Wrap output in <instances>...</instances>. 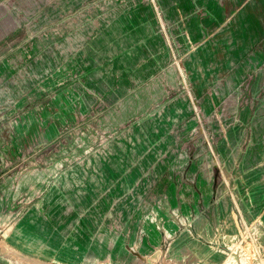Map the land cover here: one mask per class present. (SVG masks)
I'll use <instances>...</instances> for the list:
<instances>
[{
  "label": "rangeland",
  "instance_id": "obj_1",
  "mask_svg": "<svg viewBox=\"0 0 264 264\" xmlns=\"http://www.w3.org/2000/svg\"><path fill=\"white\" fill-rule=\"evenodd\" d=\"M263 52L264 0H0V264H112L117 240L143 264L225 261L221 215L197 210L232 193L258 236Z\"/></svg>",
  "mask_w": 264,
  "mask_h": 264
},
{
  "label": "crops",
  "instance_id": "obj_2",
  "mask_svg": "<svg viewBox=\"0 0 264 264\" xmlns=\"http://www.w3.org/2000/svg\"><path fill=\"white\" fill-rule=\"evenodd\" d=\"M263 76L264 75L259 77L258 84H260L261 81L263 80ZM260 92H261V89L259 88L258 94ZM209 192H211V190ZM226 199L227 198L223 197V200H222V198L218 197V198L213 200L212 196L208 197V198L204 197L203 200H204V202H207V205H206V209L205 210L204 209H201L200 211L197 210L198 211L197 213L198 214L200 213L199 217H198L199 219H197L198 220V225L205 222V220H206V216L205 215H206V213L209 212V209H211V213H212L213 219L214 218H218L219 215H221V217H219L220 219L215 223V228L214 229H216L217 233H218V230H220V229H221V231L224 232V234L226 233L225 231H227V230L225 228L228 227V223H227L226 219H223L222 217H230L231 213L234 214L235 219H237V220L241 217L247 223L256 221L255 220V219H257L256 217L255 218L254 217L253 218L249 217L248 211H247V208H246L247 206H246V204H244V200L242 201L239 197H236L233 193L231 195L230 200L228 199V201H227ZM185 204L191 205V206H193L195 208L196 205H199V201H196V199L193 200V198H190L189 200H186ZM260 204L256 203V205H254V207L263 206L262 205L263 202L262 203L260 202ZM142 205H143V207H147V208L149 207L150 208L149 202L143 203ZM172 209L179 210V209H181V206H180L179 203H177V201H173V202L166 201L165 215H168L169 214L168 212H170ZM261 209L262 208H260L259 210H261ZM122 218H124V219H122ZM87 221L90 223V222L93 221V219H90V217H89L87 220L85 219V222H87ZM98 222L99 223H108L106 226L110 227L111 230L109 232L107 231V235L106 236L110 237L112 235H115V237H117V239L123 238L124 235H122V234L125 231L124 227L127 226V225H129L130 228H133V231H134V233L136 235H137V232L139 230L138 228H140L139 227V223H137V222L133 223L132 222L131 216L127 217V216H123L122 215L120 217H110V216H107V215H105V216L102 215V217L98 219ZM113 222L117 223V226L120 223L122 225L118 226V229L115 230ZM193 223H194V220H193ZM194 225L195 224H193V226ZM88 226L90 227V225H88ZM151 230H153V229H151ZM169 232H171V233L174 232V234L178 233L176 228L172 229V231H169ZM166 235L170 236L169 233L166 234ZM181 237H182L181 238L182 240H185V238H186L184 234ZM119 241L120 240L105 243L104 246L106 248L103 251L102 250L100 251L101 253H103L102 257L103 258L106 257L109 260L111 259L112 260V264H143V262L135 261L129 255L128 250L125 248V243L124 244H120ZM150 241H152V240H150ZM149 247H147L148 249L147 248H145V249L142 248V250H141L143 252L142 254H146V257H148V256L150 257V255L152 254L151 252L153 251L152 248L149 249ZM200 251L206 252V251H208V249H206V248L202 249L201 248V249H199V253H200ZM148 258H147V261L151 260V259H148ZM219 259H220V261H219ZM223 261H224V257H221V256L217 255V256H215L214 264H222ZM204 263H205L204 261L194 262V264H204Z\"/></svg>",
  "mask_w": 264,
  "mask_h": 264
},
{
  "label": "built area",
  "instance_id": "obj_3",
  "mask_svg": "<svg viewBox=\"0 0 264 264\" xmlns=\"http://www.w3.org/2000/svg\"><path fill=\"white\" fill-rule=\"evenodd\" d=\"M239 223H240V232L241 235L240 236H235V237H229L226 234H224L223 231L218 230V235L220 236V239H222V245H218V243L216 245H214V249L216 250H221L223 253L226 254V259L224 261V263L222 264H228L229 259L230 258H234L235 261L233 264H250L251 259L253 260H259L258 264H264L263 263V259H262V254L264 253V246H259L258 251H251L249 245L251 240H249V238H251L252 235V227L255 228L256 221L254 222H250L247 223L246 221H244L241 217L238 219ZM183 221V222H181ZM183 227H186L188 229H191L193 227V220L191 217H183L180 220V226L177 229H181ZM258 227V226H257ZM260 227H259V232L257 233L258 236H254L256 241L259 240V238L264 235V227H262L261 231H260ZM165 234V233H164ZM165 236H167L165 234ZM254 240V241H255ZM248 241V242H247ZM247 243V245H245L244 243Z\"/></svg>",
  "mask_w": 264,
  "mask_h": 264
},
{
  "label": "bare ground",
  "instance_id": "obj_4",
  "mask_svg": "<svg viewBox=\"0 0 264 264\" xmlns=\"http://www.w3.org/2000/svg\"><path fill=\"white\" fill-rule=\"evenodd\" d=\"M148 122V121H147ZM153 124V123H152ZM155 125V124H154ZM147 130V129H146ZM145 130V131H146ZM122 142V141H121ZM130 153V152H129ZM97 158H99V157H97ZM99 162V161H98ZM74 173V172H73ZM65 183V182H64ZM62 184H63V182H62ZM79 199V198H78ZM38 236V235H37ZM234 263V258H230L229 259V262H228V264H233Z\"/></svg>",
  "mask_w": 264,
  "mask_h": 264
}]
</instances>
